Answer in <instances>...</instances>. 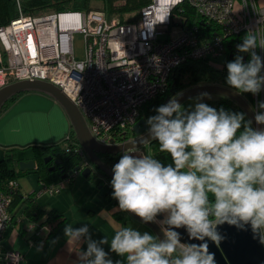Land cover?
Segmentation results:
<instances>
[{
    "label": "clouds",
    "instance_id": "clouds-1",
    "mask_svg": "<svg viewBox=\"0 0 264 264\" xmlns=\"http://www.w3.org/2000/svg\"><path fill=\"white\" fill-rule=\"evenodd\" d=\"M236 48L240 55L227 62L226 83L236 94L256 96L264 90V57L256 51H264V31L248 30ZM207 95L189 107L173 97L147 118L151 139L143 143L155 141L170 162L131 142L112 167L111 195L119 209L142 224H158L163 239L120 226L95 240L88 223H66L64 237L75 246L78 264H215L206 243H183L177 229L219 246L223 237L217 227L225 223L250 226L264 244V128H253L243 112L201 102ZM254 111L255 123L264 125V101Z\"/></svg>",
    "mask_w": 264,
    "mask_h": 264
},
{
    "label": "built area",
    "instance_id": "built-area-1",
    "mask_svg": "<svg viewBox=\"0 0 264 264\" xmlns=\"http://www.w3.org/2000/svg\"><path fill=\"white\" fill-rule=\"evenodd\" d=\"M184 3L202 21L216 24L221 34L206 39L198 26L184 27ZM236 4V0H150L136 20L128 23L100 10L27 16L19 9L17 17L0 26V89L17 81L47 82L78 108L99 144L124 143L129 140L125 133L139 120L141 107L166 93L177 67L187 61L220 67L213 59L225 52V38L258 27L264 31V25L260 26L264 9L255 0ZM75 34L84 40L82 60L74 55ZM256 51L264 57V51ZM258 101H264V90L253 96L254 114ZM253 128L264 125L255 123ZM66 152L84 158L79 145ZM83 167L90 164L85 162ZM76 174L45 185L44 191L58 194ZM15 186L9 183L10 189ZM11 202L10 193L0 190V264H18L22 259L16 251L2 250L3 232L11 221ZM29 230L39 237L49 227L31 223Z\"/></svg>",
    "mask_w": 264,
    "mask_h": 264
},
{
    "label": "crops",
    "instance_id": "crops-1",
    "mask_svg": "<svg viewBox=\"0 0 264 264\" xmlns=\"http://www.w3.org/2000/svg\"><path fill=\"white\" fill-rule=\"evenodd\" d=\"M255 2L259 8L264 9V0ZM236 3L238 7L239 0H236ZM35 99L37 92L24 93L16 99V103H11L0 113V161L6 156L15 155L20 162L34 163L32 169L25 170L13 180L17 192L9 210L11 221L3 232L2 250L18 252L22 257L18 264H78L75 246L68 245L64 237L63 229L66 223L77 227L81 222L88 223L95 240L103 236L110 237L120 226H132L153 233L149 227L121 211L117 202L107 196L106 192L111 188V184L100 174L91 178H80L77 173L58 194L49 195L44 191L45 185H55L63 179H56L52 175L53 171L48 170V182L40 181L36 170L39 152L34 147L62 144L66 137L75 139V136L65 113L60 112L65 123L62 133L46 142H38ZM138 149L140 152L153 154L149 145ZM168 162L170 158L165 163ZM14 168L18 170V165ZM37 207L43 212L39 222L50 212L58 214L57 218L54 217L46 224L49 230L43 231L39 237L29 230L31 223L37 225ZM33 219L36 221L33 222ZM80 247L85 248L86 245L81 244ZM112 258L121 259L115 254H112Z\"/></svg>",
    "mask_w": 264,
    "mask_h": 264
},
{
    "label": "trees",
    "instance_id": "trees-1",
    "mask_svg": "<svg viewBox=\"0 0 264 264\" xmlns=\"http://www.w3.org/2000/svg\"><path fill=\"white\" fill-rule=\"evenodd\" d=\"M94 1L101 2L102 7L92 9L90 4ZM149 2L150 0H0V26L8 24L10 20L17 17L19 9L22 14L27 16H36L47 12L100 10L104 12L106 16L116 15L119 17L121 22L128 23L130 21L125 20L123 16L126 14L138 13L141 8ZM181 9V16L184 19V27L189 28L191 26H198L200 32L206 39H211L213 36L221 34L220 28L216 24L202 21L201 17H199L195 10L187 3H184ZM243 36V34L239 36H230L223 40L226 61L224 65H221L220 67H210L206 61H187L177 67L174 73L170 76L166 93L145 103L140 109L141 114L139 119L147 121L148 117L156 114L155 109L157 107L162 104H166L173 97V93L178 94L193 86L200 84H219L233 90L226 83V64L227 62L232 61L236 55H240V53L237 52L236 44L242 40ZM242 55H244L245 62H247L249 59L248 55ZM20 95L11 98L4 108L13 103ZM239 95L252 105L253 95L251 93ZM202 102L216 108L217 110L224 108L225 110L232 112H243L235 102L224 97H218L213 100L207 99ZM245 119L248 120L246 115ZM131 137H133V134L130 130H128L125 133L124 138L126 140L131 139ZM148 145L157 158L161 159L163 162L169 160L166 153L159 152L158 144L155 141H151ZM77 146L76 140L70 137L68 141H64L62 144L47 147H34L39 152L37 154L36 170L40 181L48 182V170L50 167H55V160H59L62 163L60 166H56L54 171L59 172V170L64 169L65 172H67L77 166L80 161L78 155L66 152L67 148H75ZM119 158L120 155L115 157L107 155L102 156L103 161L111 168L118 162ZM19 162L20 161L17 160L15 155L6 156L0 161V190L10 193L12 197L11 205L13 203V197L16 195L17 188L14 187L10 189L9 183L13 182V180L18 178L25 171H19L14 168V166L18 165ZM95 172L104 176L99 171H93L88 178L94 177L96 175ZM61 175L62 174H59L60 177ZM106 194L107 196L112 197V188H109ZM35 216H37V226L40 227L48 224V222L54 217L57 218L58 214L50 212L44 220L39 222L38 220L43 217V212L39 209V207H37ZM35 221L36 220L33 219V222Z\"/></svg>",
    "mask_w": 264,
    "mask_h": 264
},
{
    "label": "water",
    "instance_id": "water-1",
    "mask_svg": "<svg viewBox=\"0 0 264 264\" xmlns=\"http://www.w3.org/2000/svg\"><path fill=\"white\" fill-rule=\"evenodd\" d=\"M28 92L48 95L61 106L72 128L77 145L83 151L84 158L78 156L80 161L77 166L67 172L64 169L59 170V174H62V179L73 173H80L83 177L87 178L93 171H99L111 181L113 176L112 168L103 161L102 156H121L127 148L133 146L131 142H135L137 148L144 147L150 143H143L145 140H150L151 137L146 121L139 119L130 129L133 138L112 146L99 144L91 135L87 122L78 108L57 87L39 80L17 81L2 87L0 89V113L11 98ZM204 93L224 97L235 102L245 113L247 119L252 120V126H255V114L251 105L241 95L236 94L235 91L227 87L217 84H200L178 94L173 93L172 96L179 103H182L188 98ZM85 162L90 164V167H83ZM61 163V161L55 160L54 166H60ZM33 167V161H21L18 163L19 171L32 169ZM55 167L50 169V171H54ZM95 173L96 175L99 174L98 172ZM127 214L140 222L138 217L132 216L129 213ZM144 225L163 239V234L158 224L149 223ZM177 231L180 233L183 243L196 245L206 243L208 251L214 255L215 264H264V244L260 243L259 237L254 238L250 226H246V229H238L227 223L219 225L217 231L223 237L219 246L207 238L203 241L190 239L188 233L183 228L177 229Z\"/></svg>",
    "mask_w": 264,
    "mask_h": 264
},
{
    "label": "rangeland",
    "instance_id": "rangeland-1",
    "mask_svg": "<svg viewBox=\"0 0 264 264\" xmlns=\"http://www.w3.org/2000/svg\"><path fill=\"white\" fill-rule=\"evenodd\" d=\"M90 5L92 9H98L102 7L101 2L99 1L91 2ZM139 12L132 13V14H126L123 16V18L125 20L133 21L134 19L138 17ZM73 48H74L75 58L77 60L84 59V56H85L84 40L81 34L74 35ZM213 61L220 66L224 65L226 61V54L222 53L218 58L213 59ZM200 96L201 95H197V96L188 98L185 101H183L181 104L184 105L185 107L194 106V104L197 102V98ZM218 97L220 96L208 94L206 97H204L202 101L207 100V99L213 100V99H217ZM34 102L37 105V140L38 142H46L49 140V138L56 137L59 134H61L65 126L64 120L62 116L60 115V112L64 114V111L61 108V106L53 98L49 97L48 95L42 94V93H37V99H35ZM50 169H52V167H50L49 170ZM52 175H54L56 179L60 178L58 171H53ZM77 175L80 178L83 177L80 173Z\"/></svg>",
    "mask_w": 264,
    "mask_h": 264
}]
</instances>
